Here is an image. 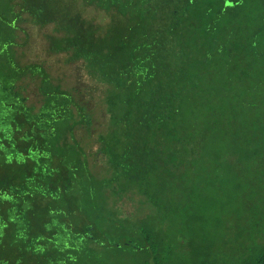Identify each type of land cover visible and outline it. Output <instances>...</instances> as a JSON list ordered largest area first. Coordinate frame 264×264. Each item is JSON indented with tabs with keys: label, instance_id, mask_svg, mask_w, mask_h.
I'll return each instance as SVG.
<instances>
[{
	"label": "trees",
	"instance_id": "16d2710c",
	"mask_svg": "<svg viewBox=\"0 0 264 264\" xmlns=\"http://www.w3.org/2000/svg\"><path fill=\"white\" fill-rule=\"evenodd\" d=\"M86 7L105 18L83 19ZM25 15L52 28L50 53L84 61L104 87L94 143L112 178L98 179L83 146L87 107L43 63L23 62ZM211 172L264 199V0H0V264H222L211 255L223 222L203 212L218 203L206 199ZM160 175L178 205L189 185L197 196L170 217L191 235L178 258L177 232L115 205L127 189L156 192ZM244 252L226 264H264V242Z\"/></svg>",
	"mask_w": 264,
	"mask_h": 264
},
{
	"label": "rangeland",
	"instance_id": "374dc122",
	"mask_svg": "<svg viewBox=\"0 0 264 264\" xmlns=\"http://www.w3.org/2000/svg\"><path fill=\"white\" fill-rule=\"evenodd\" d=\"M80 12V11H79ZM83 19L94 20L99 22L105 18L103 12L98 11L94 7H86L81 12ZM29 18V20H28ZM22 27L30 33V42L21 48V53L24 52L23 62H40L49 70L55 79L61 81L64 88L72 89L75 97L87 107L93 115V128L91 137L88 134L83 135V146L86 153L89 154L91 168L97 175L98 179L105 180L113 177V172L108 169L107 162L102 158L99 153V146L94 143V138L97 133L106 132V123H108L107 107L104 101V92L102 84L96 79L90 78L86 72L84 61H67L65 54L50 53L47 49V38L45 33L52 30L51 27L40 29L39 26L32 21V19L25 15ZM46 33V34H47ZM173 155L176 156L173 149ZM172 155L171 158L166 160L164 169L170 168L175 169L178 164L175 157ZM177 157V156H176ZM175 160V161H174ZM130 161V160H126ZM132 161V160H131ZM135 161V160H134ZM189 167L192 164L188 163ZM167 171V177H172L170 171ZM193 178L201 177L196 173H189ZM210 175V176H209ZM216 173L207 174L208 180L211 183V191L207 193L206 199L212 201L213 196L218 199L216 206L209 203L204 206L203 212L209 217L220 219L223 222L222 229L219 230V238L216 239V244L212 248V255L222 264L233 261L234 259L242 257L246 247L256 239L259 243L264 242V199L260 194L256 195L251 202L246 196L248 191L244 190L242 196H235L236 191L234 185L236 180L234 177H220L215 176ZM205 176V177H207ZM160 175L159 185L161 182L166 184L157 188V191L149 194L145 190L142 192L135 193V190L127 189L126 192H122L120 197H117L115 202L116 208L120 211L121 217L144 218L154 219V223L157 228H161L166 232V235L173 237L175 233L179 234L178 239H175L169 247H172V257L178 258L189 253V247L187 242L191 238L190 231L188 229H180L177 227H169L170 217L175 215L178 218L177 212H181L183 209H187L195 205L197 198L193 197V193L189 195L190 186L185 189L183 199L187 200L184 203L178 205V201L170 200L168 193L173 188L169 185L168 181ZM172 180V178H170ZM198 182V181H195ZM143 184V183H142ZM116 186H119V181L116 180ZM147 186V182L143 184ZM199 187H203L200 184ZM168 195V196H167ZM242 197V198H241ZM179 199V198H177ZM114 205V206H115ZM197 205V204H196ZM202 206L201 209L204 207ZM253 208H257L254 212ZM178 209V210H176ZM176 212V213H175ZM255 223L259 226L255 227ZM256 231L258 235L252 238L251 232ZM213 234H218L215 229H212ZM210 232V233H211ZM197 232L196 234H198ZM163 239L165 240L164 236ZM138 246L145 243L144 240L132 239ZM168 244L170 243L169 240ZM96 248V247H95ZM123 264H145L144 260H135L128 258Z\"/></svg>",
	"mask_w": 264,
	"mask_h": 264
}]
</instances>
